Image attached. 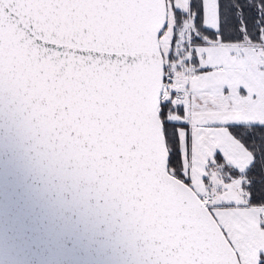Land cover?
Returning <instances> with one entry per match:
<instances>
[{
	"label": "snow or ice",
	"instance_id": "1",
	"mask_svg": "<svg viewBox=\"0 0 264 264\" xmlns=\"http://www.w3.org/2000/svg\"><path fill=\"white\" fill-rule=\"evenodd\" d=\"M4 140L123 264H264V0H0Z\"/></svg>",
	"mask_w": 264,
	"mask_h": 264
},
{
	"label": "water",
	"instance_id": "2",
	"mask_svg": "<svg viewBox=\"0 0 264 264\" xmlns=\"http://www.w3.org/2000/svg\"><path fill=\"white\" fill-rule=\"evenodd\" d=\"M0 264H123L102 218L0 141Z\"/></svg>",
	"mask_w": 264,
	"mask_h": 264
},
{
	"label": "trees",
	"instance_id": "3",
	"mask_svg": "<svg viewBox=\"0 0 264 264\" xmlns=\"http://www.w3.org/2000/svg\"><path fill=\"white\" fill-rule=\"evenodd\" d=\"M222 2H223V0H222Z\"/></svg>",
	"mask_w": 264,
	"mask_h": 264
}]
</instances>
